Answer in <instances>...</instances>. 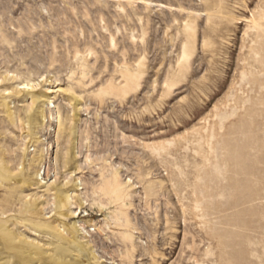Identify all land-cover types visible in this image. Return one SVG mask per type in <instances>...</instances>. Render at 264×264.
<instances>
[{
    "label": "rangeland",
    "instance_id": "rangeland-1",
    "mask_svg": "<svg viewBox=\"0 0 264 264\" xmlns=\"http://www.w3.org/2000/svg\"><path fill=\"white\" fill-rule=\"evenodd\" d=\"M28 260L264 264V0H0V264Z\"/></svg>",
    "mask_w": 264,
    "mask_h": 264
},
{
    "label": "bare ground",
    "instance_id": "bare-ground-1",
    "mask_svg": "<svg viewBox=\"0 0 264 264\" xmlns=\"http://www.w3.org/2000/svg\"><path fill=\"white\" fill-rule=\"evenodd\" d=\"M25 86H29V84H25ZM23 263H24V264H29L30 261H29V260H28V261H24Z\"/></svg>",
    "mask_w": 264,
    "mask_h": 264
}]
</instances>
